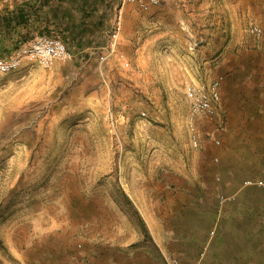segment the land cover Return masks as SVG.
Returning <instances> with one entry per match:
<instances>
[{
    "label": "rangeland",
    "instance_id": "obj_1",
    "mask_svg": "<svg viewBox=\"0 0 264 264\" xmlns=\"http://www.w3.org/2000/svg\"><path fill=\"white\" fill-rule=\"evenodd\" d=\"M31 2L43 17L0 43V57L42 34L74 57L0 75V264H87L60 234L69 209L94 199L113 210L123 191L155 235L192 238L179 242L183 264L263 263L264 119L246 128L226 109H264V0H105L117 18L96 31L62 29L49 2ZM216 80V114L196 113L193 91ZM44 240L47 261L36 257Z\"/></svg>",
    "mask_w": 264,
    "mask_h": 264
},
{
    "label": "crops",
    "instance_id": "obj_2",
    "mask_svg": "<svg viewBox=\"0 0 264 264\" xmlns=\"http://www.w3.org/2000/svg\"><path fill=\"white\" fill-rule=\"evenodd\" d=\"M45 1L53 6L52 12H48L47 15L52 18L55 24H60L62 29L65 30L67 26L72 27L73 24L91 27L94 31L102 28H111L114 26L117 18V11L103 7L105 0ZM68 2L69 5L67 7L66 4ZM21 7L31 10L29 16L30 25L31 22L36 23L35 20L43 17L42 14L44 12L37 10L31 0L17 2L15 6L11 5L2 9L0 14L12 12ZM44 7L47 13L46 9L48 6ZM70 19H73L72 22H70ZM3 29L4 31H0V43H5L6 41L11 42L16 38V41H19L22 38V34L28 32L24 25H19L15 28L3 26ZM256 48L260 50L262 46L259 47L258 45ZM221 94L224 97V92ZM226 110L231 115L235 113L242 115L245 119L242 120L243 122H239H245L244 126L246 128H250L255 123L257 117L262 116L264 119L263 108L255 109L253 106L241 104L227 106ZM261 112H263V115H260ZM247 121L252 124H249ZM262 128L264 129V125ZM122 194L125 195L128 202L113 201L115 206L113 210L106 205H98L94 199V203L80 200L78 206L74 207V209H69L72 211L68 212V223L62 227L60 234L71 237L72 240L82 244L83 249L79 250V253L84 257L87 264H169L173 257L178 258L180 264H183V259L187 256V252L186 247H183L180 243L185 239L191 241L192 238L188 239L190 237L188 236L184 239L181 229L177 231L174 229L172 233L168 232L166 239L165 237H159L157 234L155 235L151 231L148 221L144 216L143 205H137L128 191H123ZM157 203V206H159L158 210H165L163 203ZM98 210L100 212L97 213ZM109 210L112 212H109ZM160 220L162 229L167 231L169 228L167 227L164 215ZM52 234L55 235V233ZM44 242L45 246L43 244V250H40L36 257L38 260L42 258L47 261L50 257L53 258L54 249L52 246L53 243L50 245V241L48 240H44ZM70 247L76 249V244L71 242ZM64 252H66L64 256L67 257L68 251ZM192 257L194 259L199 257V253L195 252ZM262 262L260 264H264V261ZM190 264L196 263L191 262Z\"/></svg>",
    "mask_w": 264,
    "mask_h": 264
},
{
    "label": "built area",
    "instance_id": "obj_3",
    "mask_svg": "<svg viewBox=\"0 0 264 264\" xmlns=\"http://www.w3.org/2000/svg\"><path fill=\"white\" fill-rule=\"evenodd\" d=\"M136 1L142 6L148 7L151 4H157L162 0H124ZM252 33L256 35L262 34V27L254 24L251 27ZM74 57V52L69 45L57 35L42 34L36 36L30 43L21 45L9 57H0V75L5 72L18 68L25 62L39 64L43 67H49L55 60H68ZM104 56H102V59ZM220 81L216 80L211 84L209 91L199 90L193 91L194 111L196 113H205L215 115L217 106L216 103L221 98ZM198 141L195 140V144ZM169 264H179V261L174 258Z\"/></svg>",
    "mask_w": 264,
    "mask_h": 264
},
{
    "label": "trees",
    "instance_id": "obj_4",
    "mask_svg": "<svg viewBox=\"0 0 264 264\" xmlns=\"http://www.w3.org/2000/svg\"><path fill=\"white\" fill-rule=\"evenodd\" d=\"M30 12L31 10L21 7L18 8V10H14L12 12H7L4 14H0V20L6 19V27L11 28V27H16L19 25H24V27L27 28L28 32L31 33V31L28 29L30 27ZM0 31H4L3 27L0 26ZM24 36V35H23ZM22 37V36H21Z\"/></svg>",
    "mask_w": 264,
    "mask_h": 264
}]
</instances>
